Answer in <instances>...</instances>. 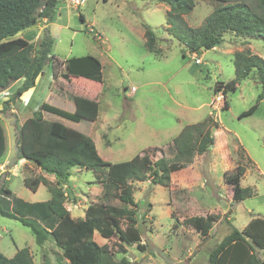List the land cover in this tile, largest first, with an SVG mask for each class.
<instances>
[{
	"label": "rangeland",
	"instance_id": "rangeland-1",
	"mask_svg": "<svg viewBox=\"0 0 264 264\" xmlns=\"http://www.w3.org/2000/svg\"><path fill=\"white\" fill-rule=\"evenodd\" d=\"M76 2L61 0L52 20H42L17 34L39 46L45 29L49 30L58 76L54 77L47 62L44 74L40 73L29 93L28 90L19 99L11 100L22 80L0 92V122L7 141L6 152L0 158V163L5 162L2 171L0 168V186L6 182L12 192L8 198L11 201L37 203L50 198L45 184L33 191L26 186L25 177L35 173L46 175L49 180L56 181L55 178L33 161L19 156V127L40 110L43 102L74 111V96L97 100L99 116L95 121L76 123L46 111L42 113L50 121L92 136L100 155L111 162L130 160L147 147L159 150L152 160L171 157L173 151L169 146L175 138L169 137L173 134L172 126L211 116L217 121L212 128L214 144L206 152L197 153L187 167L174 171L170 186L156 188L150 180L133 183L135 201L140 203L137 218L146 250L122 242L116 232L94 234L98 244L111 248L117 261L126 257L128 264H209L210 251L233 228L242 230L253 217H264V99L253 114L239 117L256 103L262 91L257 72L254 70L236 89L227 91V109L223 108L222 89H214L217 83L235 77L237 50L250 48L264 58V39L224 32L220 45L193 53L168 31V9L159 0ZM214 6L211 0H197L194 10L185 18L191 26H200ZM146 25L159 37L160 52L145 48ZM40 27L41 34H37ZM87 54L102 61L103 82L82 77L65 79L61 75L62 61ZM195 54L202 58L201 64L196 63ZM238 162L246 168L241 186L252 187L254 194L233 200L232 188L224 175L234 171ZM26 168L33 173H27ZM71 174L72 183L66 187V207L71 206V213L77 215L91 203H103V184L93 169L74 167ZM78 199L83 200L79 208L73 206ZM109 202L122 205L116 197ZM207 214L215 215L216 220L206 236L183 223L184 219ZM23 247H29L36 264H69L52 238L39 245L31 227L19 219L0 215V250L12 257ZM260 249L256 247V253L264 260V250Z\"/></svg>",
	"mask_w": 264,
	"mask_h": 264
},
{
	"label": "trees",
	"instance_id": "trees-1",
	"mask_svg": "<svg viewBox=\"0 0 264 264\" xmlns=\"http://www.w3.org/2000/svg\"><path fill=\"white\" fill-rule=\"evenodd\" d=\"M169 6L167 10L168 31L184 43L193 53L212 49L222 41L224 32L239 35L258 36L264 39V0H211L215 6L205 21L197 27L191 26L185 16L190 14L197 0H159ZM61 0H0V92L10 89L16 82H23L11 95V100L19 99L25 92L36 86L37 78L49 62L54 77L56 57L53 37L45 29L39 46H34L18 32L30 25L54 18ZM84 20V16H80ZM145 48L160 52L159 37L154 30L145 27ZM65 79H83L103 82L102 61L93 54L72 56L62 61ZM235 77L216 84L215 92L222 89L223 108H229L226 97L229 89H236L242 79L257 72L262 91L257 101L239 117L253 114L264 99V58L250 48L240 49L234 55ZM28 91V92H29ZM221 94V93H220ZM75 110L69 111L49 102H43L35 115L20 125V158L33 161L41 171L54 175L56 181L45 175H36L26 168L25 184L36 191L45 184L51 197L46 201L28 203L17 199L11 201V190L5 184L0 186V215L19 219L31 227L36 242L43 245L52 238L63 250L69 264H128L123 257L117 261L111 248L98 244L94 239L96 231L106 234L116 232L119 239L127 244H136L145 251L142 232L137 218L139 204L134 198V182L150 180L152 184L170 186L174 171L183 169L193 162L197 153H204L215 142L213 126L217 122L211 116L202 121L187 124L174 138L169 150L171 157L162 156L152 160L158 149L146 148L130 160L111 162L99 153L94 139L58 121H50L42 111L56 114L70 121H95L99 116V102L94 99L74 96ZM8 102V101H7ZM8 104V103H7ZM7 141L5 129L0 122V158L5 154ZM91 168L102 182V202L89 204L85 216L74 218L66 207L71 169ZM245 166L238 162L234 171L225 172L224 179L232 188L233 200H242L254 194L252 187L241 186ZM112 197L122 205L112 204ZM106 201H105V200ZM216 216H193L184 219L202 236L209 234ZM41 221V222H39ZM256 247L264 250V217L255 216L242 229L233 230L224 236L209 254V264H264L256 253ZM125 252V249L124 251ZM0 264H36L29 247L18 249L12 257L0 250ZM131 264V263H130Z\"/></svg>",
	"mask_w": 264,
	"mask_h": 264
},
{
	"label": "crops",
	"instance_id": "crops-1",
	"mask_svg": "<svg viewBox=\"0 0 264 264\" xmlns=\"http://www.w3.org/2000/svg\"><path fill=\"white\" fill-rule=\"evenodd\" d=\"M164 5H165V3H164ZM166 7H167V9H169V6L166 4ZM45 21H46V19H44ZM41 30H42V28L40 27V29L38 30V32H37V34H41ZM144 34H145V32H144ZM201 60H202V58H201ZM202 62H203V60H202ZM201 62V63H202ZM197 63V62H196ZM201 63H199V64H201ZM33 88H31V90H32ZM30 90V91H31ZM29 91V92H30ZM28 92V93H29ZM192 123H196V122H192ZM187 124H191V123H183V122H178L176 125H173L172 126V130H173V134H171V135H169V137H170V139L172 140L174 137H176L181 131H182V129L187 125ZM92 137V136H91ZM215 138H216V136H215ZM216 141H217V139H216ZM170 143H171V141H170ZM106 144V143H105ZM223 144H225V143H223ZM107 145H109L108 143H107ZM164 145H167V144H164ZM158 147H161V146H159L158 145ZM147 148H149V147H147ZM156 148V147H155ZM144 149H146V148H143V149H141L140 151H139V153H141V151L142 150H144ZM137 154V153H136ZM135 154V155H136ZM224 154H226V153H224ZM135 155H132V157H134ZM131 157V158H132ZM130 158V159H131ZM105 160H107V159H105ZM109 161V160H108ZM4 165H5V162H3V163H0V168H1V171L3 170V168H4ZM16 166H17V164H16ZM15 166V167H16ZM79 168V167H78ZM0 171V172H1ZM173 174V173H172ZM72 175V174H71ZM46 176V175H45ZM53 177H54V175H52ZM53 177H51V178H53ZM55 178V177H54ZM55 180H56V178H55ZM51 181H54L53 179L51 180ZM68 183H72V180H71V177H70V181L68 182ZM97 185H98V183H96ZM156 186V188H158V186H163V185H160V184H156L155 185ZM98 187L100 188V186L98 185ZM163 187H165V186H163ZM156 190V189H155ZM80 195L81 196H83L81 193H80ZM50 197H51V194H50ZM82 201L83 200H80V199H78L77 200V202H78V204H76V203H74L73 204V206H75V207H77V208H79L80 206H81V203H82ZM73 203V202H72ZM67 208H69L68 210L70 211L71 210V212H72V208H71V206H68ZM82 209V208H81ZM85 208H83V212L82 213H78L77 215H74L73 213H71L72 214V216L74 217V216H76V217H74V218H82V217H84L85 216ZM95 235H96V233H94ZM260 250H262V249H260Z\"/></svg>",
	"mask_w": 264,
	"mask_h": 264
},
{
	"label": "built area",
	"instance_id": "built-area-1",
	"mask_svg": "<svg viewBox=\"0 0 264 264\" xmlns=\"http://www.w3.org/2000/svg\"><path fill=\"white\" fill-rule=\"evenodd\" d=\"M76 1V0H75ZM77 4L79 3V0H78V2H76ZM195 56V59H196V62L197 63H201L202 62V60H201V58L200 57H198L196 54L194 55ZM221 97V96H220Z\"/></svg>",
	"mask_w": 264,
	"mask_h": 264
},
{
	"label": "water",
	"instance_id": "water-1",
	"mask_svg": "<svg viewBox=\"0 0 264 264\" xmlns=\"http://www.w3.org/2000/svg\"><path fill=\"white\" fill-rule=\"evenodd\" d=\"M217 45H220V43H216V46H217ZM41 74H44V72H41Z\"/></svg>",
	"mask_w": 264,
	"mask_h": 264
}]
</instances>
